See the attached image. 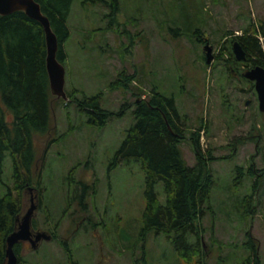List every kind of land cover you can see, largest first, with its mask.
<instances>
[{
    "label": "rangeland",
    "instance_id": "rangeland-1",
    "mask_svg": "<svg viewBox=\"0 0 264 264\" xmlns=\"http://www.w3.org/2000/svg\"><path fill=\"white\" fill-rule=\"evenodd\" d=\"M107 12L99 2L72 1L67 17L70 32L63 43L65 91L80 95V91L101 90L102 105L114 111L125 102L131 104L139 89L141 97H148L154 84L172 94L184 129L200 126L202 148L215 156L208 163L213 185L201 226L204 241L212 240V246L205 249L203 261L225 264L235 252L245 256L248 249L243 243L251 238L264 264V185L252 190L253 178L245 173L252 154L254 167H264V112L258 108L254 88L241 74L244 63L231 64L228 52L233 35L253 22L264 23V0H119L111 24ZM176 18L180 24L174 22ZM177 25L182 34L174 35L169 27ZM196 28L200 40L192 33ZM204 38L212 46L209 63ZM119 73L132 75L129 89L109 87ZM66 100L56 97L50 129L34 134L41 196L33 185L18 194L11 161H4V179L21 204L17 217L32 196L36 207L31 228L50 234L35 247L19 240L17 264H188L163 233L139 232L145 204L140 163L121 162L107 173L109 159L134 121L131 107L103 126H94ZM180 147L186 162L193 165L196 159L189 141L183 140ZM236 165L241 167L237 176ZM70 171L72 185L81 181L89 187L84 210L71 198L65 213L69 191L65 180ZM156 190L164 201L161 181ZM251 192L253 201L244 212L237 202ZM63 241L73 253L71 260Z\"/></svg>",
    "mask_w": 264,
    "mask_h": 264
},
{
    "label": "trees",
    "instance_id": "trees-1",
    "mask_svg": "<svg viewBox=\"0 0 264 264\" xmlns=\"http://www.w3.org/2000/svg\"><path fill=\"white\" fill-rule=\"evenodd\" d=\"M36 1L56 34V57L64 64L66 52L63 43L70 32L67 17L73 0ZM81 2H99L107 6L108 24L113 22L119 11V0ZM176 19L174 22L180 24L181 20ZM178 25L169 27L174 35L182 34ZM249 26L241 34L231 38V42L236 39L242 45L245 59L237 61L230 46L228 50L231 64L244 63L243 70L255 64L264 66V23L253 22ZM200 32L199 28L192 32L197 40H200ZM45 58V35L38 20L28 16L23 10L0 14V188H4L0 193V264H4L6 259V236L17 227L16 216L21 210L19 200L12 195L11 185L4 179L5 159L9 158L11 161V179L18 194L24 188L29 190L30 185L39 192V196L42 193L40 172L35 176L34 134L50 129V118L56 100V96L50 92ZM131 77L132 75L119 73L115 80L110 81L109 87L122 86L129 89ZM140 91L135 92L136 99L131 104L125 102L116 111L102 105L101 90L90 94L80 91V95L66 90L65 104L73 102L78 111L85 115V122L94 126H103L110 117L122 115L125 108L131 107L134 121L126 129L124 137L109 159L107 173L121 162H139L144 171L145 199L139 232L141 235L150 231L163 233L179 258L188 264H205V249L212 246V240L210 243L204 241L201 226L206 204H210L213 185L208 163L215 156L203 150L200 126L191 131L184 129L182 114L172 94H165L156 84L152 85L146 98L140 96ZM185 139L189 141L196 159L193 165L186 162L181 151L180 143ZM250 159V166L245 173L253 178L251 187L254 190L264 185V167H254L253 154ZM240 168L238 165L234 167L236 176L241 174ZM65 181L68 182L69 191L67 204L62 212L69 210L68 202L71 198L77 199L80 210H84V198L89 186L81 181L72 185L71 171ZM159 181L163 183L164 201L158 197L156 190ZM252 197V192L243 194L237 202L243 206L244 212L248 211L247 205L253 201ZM62 244L71 260L73 253L68 242L63 241ZM243 245L248 249V254L242 256L235 252L225 264H229V261L237 264H261L260 253L251 238ZM14 250L20 258L18 242L14 244Z\"/></svg>",
    "mask_w": 264,
    "mask_h": 264
},
{
    "label": "water",
    "instance_id": "water-1",
    "mask_svg": "<svg viewBox=\"0 0 264 264\" xmlns=\"http://www.w3.org/2000/svg\"><path fill=\"white\" fill-rule=\"evenodd\" d=\"M15 10H23L28 16L38 20L44 30L46 43V70L49 79L50 92L56 97L66 98L65 84V67L64 64L56 57L58 41L53 31L48 17L42 12L40 4L36 0H0V14H8ZM205 50V61L211 62L213 58L212 46L206 41L203 45ZM232 52L236 59L243 60L246 57L245 50L238 40L232 41ZM242 75L254 81V89L257 96L258 108L264 112V66L255 64L243 70ZM31 189V187H29ZM36 204L33 197H30V204L26 211L19 219L17 227L6 236L4 264H17L18 258L14 250V244L19 240H29L33 247L41 238H49L50 234L38 230L31 231V218Z\"/></svg>",
    "mask_w": 264,
    "mask_h": 264
},
{
    "label": "flooded vegetation",
    "instance_id": "flooded-vegetation-1",
    "mask_svg": "<svg viewBox=\"0 0 264 264\" xmlns=\"http://www.w3.org/2000/svg\"><path fill=\"white\" fill-rule=\"evenodd\" d=\"M206 42V41H205ZM205 44V43H204ZM245 70V69H244ZM242 72H243V70L241 71V74H242ZM243 76V75H242ZM244 77V76H243ZM249 81H250V85H253L252 86V88H254V81L253 80H250L249 78H247ZM251 82H252V84H251ZM254 91H255V89H254ZM256 93V92H255ZM16 219H17V216H16ZM18 221H19V219H17V224H18ZM33 228V227H32ZM31 228V231H32V235H33V233L34 232H36L35 230H33ZM23 241H27V242H25V244L27 243V244H30L31 245V243H30V241L29 240H23ZM19 243V242H18ZM36 245H37V242H36ZM32 246V245H31ZM33 247V246H32ZM5 258H6V256H5ZM6 260V259H5Z\"/></svg>",
    "mask_w": 264,
    "mask_h": 264
}]
</instances>
